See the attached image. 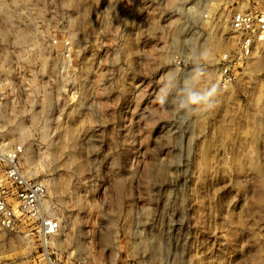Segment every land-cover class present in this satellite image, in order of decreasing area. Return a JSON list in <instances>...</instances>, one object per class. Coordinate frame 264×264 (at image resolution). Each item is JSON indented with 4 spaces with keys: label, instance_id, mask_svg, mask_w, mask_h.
<instances>
[{
    "label": "rangeland",
    "instance_id": "374dc122",
    "mask_svg": "<svg viewBox=\"0 0 264 264\" xmlns=\"http://www.w3.org/2000/svg\"><path fill=\"white\" fill-rule=\"evenodd\" d=\"M16 1L35 21L0 17V141L61 229L0 228V264H264V41L218 84L234 0Z\"/></svg>",
    "mask_w": 264,
    "mask_h": 264
},
{
    "label": "built area",
    "instance_id": "2783aa9c",
    "mask_svg": "<svg viewBox=\"0 0 264 264\" xmlns=\"http://www.w3.org/2000/svg\"><path fill=\"white\" fill-rule=\"evenodd\" d=\"M23 1H16L7 11L0 12L6 22L19 27V23L35 21V11L24 8ZM228 22L233 48L224 50L218 57V84L226 88L233 84L245 70L256 47L264 41V0H234ZM2 14V15H1ZM3 18V17H2ZM53 44L62 43L52 38ZM66 40L62 43V57L70 52ZM0 85L7 79L1 77ZM21 143L7 144L0 141V228L6 231L33 230L46 240L61 229L60 220L53 215L49 205L45 181L28 177L22 169L24 155Z\"/></svg>",
    "mask_w": 264,
    "mask_h": 264
},
{
    "label": "clouds",
    "instance_id": "9594fccd",
    "mask_svg": "<svg viewBox=\"0 0 264 264\" xmlns=\"http://www.w3.org/2000/svg\"><path fill=\"white\" fill-rule=\"evenodd\" d=\"M217 93V86H213L211 89L208 90V92L205 94L204 97H202L201 99L204 100V102L209 106H213V97L216 95Z\"/></svg>",
    "mask_w": 264,
    "mask_h": 264
},
{
    "label": "bare ground",
    "instance_id": "6f19581e",
    "mask_svg": "<svg viewBox=\"0 0 264 264\" xmlns=\"http://www.w3.org/2000/svg\"><path fill=\"white\" fill-rule=\"evenodd\" d=\"M25 131H23V133H24ZM44 241H47V239L46 240H44Z\"/></svg>",
    "mask_w": 264,
    "mask_h": 264
}]
</instances>
